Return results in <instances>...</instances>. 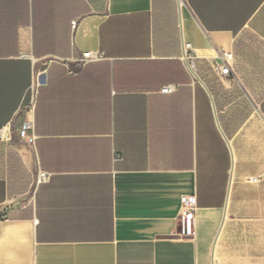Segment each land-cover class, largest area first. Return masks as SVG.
<instances>
[{
  "label": "crops",
  "instance_id": "crops-1",
  "mask_svg": "<svg viewBox=\"0 0 264 264\" xmlns=\"http://www.w3.org/2000/svg\"><path fill=\"white\" fill-rule=\"evenodd\" d=\"M0 264H264V0H0Z\"/></svg>",
  "mask_w": 264,
  "mask_h": 264
},
{
  "label": "built area",
  "instance_id": "built-area-1",
  "mask_svg": "<svg viewBox=\"0 0 264 264\" xmlns=\"http://www.w3.org/2000/svg\"><path fill=\"white\" fill-rule=\"evenodd\" d=\"M75 26V23H73ZM183 56H182V63L189 68L190 70L194 67V56H192V49L190 44L184 43L183 44ZM104 59V56L99 51H88L83 52L80 57H78L75 61L80 66H84L88 63L99 62ZM232 59V55L223 52L221 54V64L215 63L213 69L218 76H229L231 74V66L230 61ZM76 71L74 69L68 68L69 75H76ZM39 84V80L34 82V85L31 89L32 91V106L35 103V97L37 94V86ZM174 90L173 86H166L161 89V93L168 94ZM32 123L31 122H24L18 130V137L19 139L25 141L27 144H32L35 140L32 131ZM48 179V175L43 172H39L37 175L36 183L41 184L46 182ZM194 211H195V198L194 196L183 197L181 199V216H180V235L184 238H190L194 235Z\"/></svg>",
  "mask_w": 264,
  "mask_h": 264
},
{
  "label": "water",
  "instance_id": "water-1",
  "mask_svg": "<svg viewBox=\"0 0 264 264\" xmlns=\"http://www.w3.org/2000/svg\"><path fill=\"white\" fill-rule=\"evenodd\" d=\"M195 75V74H194ZM195 77L199 80V78L195 75Z\"/></svg>",
  "mask_w": 264,
  "mask_h": 264
},
{
  "label": "bare ground",
  "instance_id": "bare-ground-1",
  "mask_svg": "<svg viewBox=\"0 0 264 264\" xmlns=\"http://www.w3.org/2000/svg\"><path fill=\"white\" fill-rule=\"evenodd\" d=\"M179 3H181V0H178Z\"/></svg>",
  "mask_w": 264,
  "mask_h": 264
}]
</instances>
